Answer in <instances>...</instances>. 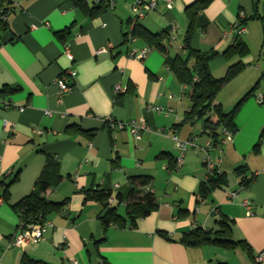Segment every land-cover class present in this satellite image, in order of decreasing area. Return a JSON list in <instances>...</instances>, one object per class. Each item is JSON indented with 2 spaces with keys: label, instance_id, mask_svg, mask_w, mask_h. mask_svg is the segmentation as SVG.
Returning <instances> with one entry per match:
<instances>
[{
  "label": "crops",
  "instance_id": "obj_1",
  "mask_svg": "<svg viewBox=\"0 0 264 264\" xmlns=\"http://www.w3.org/2000/svg\"><path fill=\"white\" fill-rule=\"evenodd\" d=\"M84 1L91 8L100 0ZM133 1L114 0L111 8L89 15L72 0H0L9 7L8 29L0 30V101L10 103L0 109L1 264H264L254 259L264 251V103L257 99L264 93V0H210L196 14L195 6L188 8L193 17L190 47L216 52L208 61L212 75L220 78L231 64H244L231 78L227 105L215 103L227 112L258 84L236 112L237 130L228 143L220 142L222 126L216 137L204 127L207 118L217 121L213 111L188 116V87L170 68L173 57L186 55L187 7L197 0H174L169 10L159 0L157 8L139 20L153 33H169L171 22L176 25L174 42L162 41L166 51L153 48L143 60L126 55L124 32ZM240 18L245 27L240 38L249 52L227 57L223 53L235 38L233 25ZM62 30L64 38L57 35ZM135 45L149 46L138 36ZM70 70L76 71L68 78L71 90L59 94L55 80ZM116 84L124 92L114 94ZM108 118L144 120L148 129L136 140L128 128L110 131ZM162 126L173 127L181 139L194 137L178 171L170 169L179 151L172 137L159 131ZM205 152L220 160L225 181L202 197ZM48 156L57 164L47 166L51 185L44 196L66 202L46 215L49 227L41 241L15 246L16 203L34 189ZM135 175L150 179L143 189H151L157 208L131 224L125 199L117 201L116 213L124 222L104 227L105 204L95 195L125 197ZM228 191H235V197ZM244 200L251 205V215ZM220 220L230 223L229 238L247 241L252 256L241 247L179 242L195 227L216 231Z\"/></svg>",
  "mask_w": 264,
  "mask_h": 264
},
{
  "label": "trees",
  "instance_id": "obj_2",
  "mask_svg": "<svg viewBox=\"0 0 264 264\" xmlns=\"http://www.w3.org/2000/svg\"><path fill=\"white\" fill-rule=\"evenodd\" d=\"M75 5H78L86 10L89 15H94L101 10L108 7L107 0H100L97 4L91 8L88 7L84 0H72ZM210 0H197L191 6L187 7L189 17V27L184 36L183 46L186 50V55H176L170 62V68L178 81L188 87V96L191 102L188 116L202 117L205 113L213 111L217 116V121L212 123L208 118L204 121V127L210 132L212 137H216V129L219 126L229 128L233 133L237 130V126L234 122V116L238 111L243 101L256 90L255 84L249 89L231 108V110L225 112L221 105L214 102L215 94L221 89L225 82L233 78L243 67L244 64L241 61H237L228 66L224 76L215 78L208 67V61L216 55V52L210 50L208 52H200L190 47V27L192 24V15L189 12L190 7H194V13L196 14L200 9L204 8ZM257 1H255L256 6ZM9 7L0 4V15L2 13L7 14ZM240 23L244 24V19L240 18ZM8 29L7 23H0V30L5 31ZM133 33L141 40L146 42L149 46L157 50L167 49L166 45H163L162 41L168 40V31L164 30L161 33H153L147 28L137 24ZM59 37L64 38L66 36L65 30L57 32ZM248 51L247 44L236 36L230 46L224 51V55L232 57L234 55L242 57ZM192 60V63L190 61ZM13 90V89H11ZM262 102L264 103V93L262 95ZM78 130H80L78 128ZM81 131V130H80ZM88 136H92L93 131H84ZM174 161L171 163L173 165ZM56 165L57 162L51 156L47 157V162L44 165L39 177L35 181L34 189L25 197L16 203L19 217L25 221H40L45 220L46 215L53 209L64 205L66 199L62 203H55L48 200L44 196V192L50 187L51 180L47 174L48 165ZM242 171V168H238ZM131 188L123 197L122 193L116 194V199L120 203L126 201V215L131 224L135 223L138 218L145 217L154 211L158 204L156 198L150 188L144 190L143 187L150 181V179L143 175H135L130 177ZM225 181L224 174L214 175L207 180H203L200 184L199 193L202 197H206L215 187ZM109 193L105 195L100 193L95 195L99 200L103 202L109 196ZM102 223L105 226L113 223L115 225L123 224L124 218L120 217L116 213V207L111 206L106 208L101 216ZM220 228L216 231L204 230L202 227H195L193 230L183 233L179 242L186 246H200L206 243H211L220 248L233 249L235 247L243 248L249 255L252 256L250 245L245 239L232 240L229 238L228 232L230 231V223L225 220H220ZM255 257V255H254ZM31 260H25L24 264H32ZM214 264H228L226 262L217 261Z\"/></svg>",
  "mask_w": 264,
  "mask_h": 264
},
{
  "label": "built area",
  "instance_id": "obj_3",
  "mask_svg": "<svg viewBox=\"0 0 264 264\" xmlns=\"http://www.w3.org/2000/svg\"><path fill=\"white\" fill-rule=\"evenodd\" d=\"M173 1L174 0H164L166 9L169 10L172 8ZM107 2H108V8H111L113 6L114 0H107ZM158 3L159 0H134L132 2V15L130 16L128 25L124 32V41L128 45V50L126 54L128 58L143 60L147 56L148 52L151 49H153L151 46H143V47L136 46L135 42L137 40V36L133 33V31L135 26L138 24L139 20L144 18L147 12L157 8ZM3 22L7 23V14L4 13L0 15V23ZM233 27H234V37L240 36L245 31V27L243 24L240 23V19H238L234 23ZM175 32H176V25L172 21L168 33L169 43L174 42L176 38ZM75 75H76V71L70 70L68 71L67 75L62 74L56 78L55 83L58 87L59 94H63L71 90L72 85L71 83L68 82V78H73L75 77ZM119 92H124V88H122L118 84L114 85L113 93L117 94ZM257 99L259 102H262L263 99L262 95H258ZM9 105H10L9 102L1 103L0 101V109L1 107H8ZM149 107L157 112L163 111V107L159 105H150ZM18 109L21 110L22 107H18ZM105 125L110 131H113L115 126H118L120 129L128 128L136 140L141 138L142 130L148 129L144 120H142L140 123H136L134 120H131L129 122H117L113 118H108L105 121ZM159 131L163 134L170 135L175 142L179 154L174 158V163L170 171H178L183 165V154L187 149V146L194 145V137H190L188 139H181L177 136L175 129L173 127L166 128L162 126L159 128ZM220 134H221L220 142L228 143L232 141L233 132L229 128L222 127ZM210 146L211 143L207 142L206 147H210ZM216 146H218V144H216ZM202 161L205 168L204 180H207L214 175H220L221 173H223L220 166V160H213L208 152H205L204 156L202 157ZM228 192L230 198L235 197L236 195L235 191H228ZM116 203H117L116 197L112 194H110L104 201L105 208L114 206ZM243 205L246 208V214L251 215L252 211L249 202L247 200H244ZM213 212H216V209H213ZM48 227H49V223L45 221L40 222L38 220V221L29 222L19 217L18 228L11 239V243L19 247H25L27 245H35L44 238ZM254 259L257 262L264 260V251H261L258 254H256ZM73 262L76 263L75 260H73ZM0 264H1V257H0Z\"/></svg>",
  "mask_w": 264,
  "mask_h": 264
},
{
  "label": "rangeland",
  "instance_id": "obj_4",
  "mask_svg": "<svg viewBox=\"0 0 264 264\" xmlns=\"http://www.w3.org/2000/svg\"><path fill=\"white\" fill-rule=\"evenodd\" d=\"M254 51H255V48H254ZM248 52L249 50L243 56H246ZM229 98L231 99V79L225 82L224 85L221 87V89H219V91L215 94L214 102L215 100L216 102L221 101L223 102L224 105L225 104L227 105L228 101L230 100ZM229 110H231V108Z\"/></svg>",
  "mask_w": 264,
  "mask_h": 264
}]
</instances>
